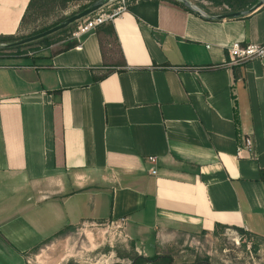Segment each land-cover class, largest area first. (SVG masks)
<instances>
[{
  "label": "crops",
  "instance_id": "obj_1",
  "mask_svg": "<svg viewBox=\"0 0 264 264\" xmlns=\"http://www.w3.org/2000/svg\"><path fill=\"white\" fill-rule=\"evenodd\" d=\"M200 1L139 0L79 39L0 56L2 264L6 247L23 264L121 218L147 250L223 228L264 237V66H226L232 42H264V6L220 18L233 11ZM29 2L0 0V36Z\"/></svg>",
  "mask_w": 264,
  "mask_h": 264
},
{
  "label": "rangeland",
  "instance_id": "obj_2",
  "mask_svg": "<svg viewBox=\"0 0 264 264\" xmlns=\"http://www.w3.org/2000/svg\"><path fill=\"white\" fill-rule=\"evenodd\" d=\"M189 1L196 6L202 5L200 0ZM86 4L87 0H72L65 8H57L50 13H46V9L37 15L32 11L20 33L14 36L19 40L29 37L35 31L53 27L79 13L81 7ZM83 19L70 24L65 31L60 30L49 35L52 46L59 47L60 42L67 40ZM21 48L23 51L26 49L35 53L45 48V44L33 43ZM64 234L30 251L23 264H133V257L137 255L148 258L155 255L159 258L169 257L171 264H264V237L234 229L223 228L196 238H166L154 244V247L150 244L153 248L150 250L137 245L123 229L116 228L113 223L83 225ZM149 243H153L152 237L149 238ZM3 255V264H13L10 262V256L14 253L7 247ZM157 264L165 262L160 261Z\"/></svg>",
  "mask_w": 264,
  "mask_h": 264
},
{
  "label": "built area",
  "instance_id": "obj_3",
  "mask_svg": "<svg viewBox=\"0 0 264 264\" xmlns=\"http://www.w3.org/2000/svg\"><path fill=\"white\" fill-rule=\"evenodd\" d=\"M131 0H109L106 5L97 10L96 12L85 17L77 28L71 33L74 38H80L82 35L94 30L98 26L111 22L116 17L122 15L128 10V5ZM137 2L139 0H132ZM228 60L226 66L242 65L248 62L257 61L264 66V42L262 43H242L240 41L232 42L227 47ZM244 148L252 153L253 152V139L246 137L244 139ZM152 162L156 161L155 157L151 158ZM155 173L156 171H152ZM115 227L122 229L125 225V218H121Z\"/></svg>",
  "mask_w": 264,
  "mask_h": 264
},
{
  "label": "trees",
  "instance_id": "obj_4",
  "mask_svg": "<svg viewBox=\"0 0 264 264\" xmlns=\"http://www.w3.org/2000/svg\"><path fill=\"white\" fill-rule=\"evenodd\" d=\"M70 1H72V0H30L29 4L27 6V9L25 11V14L23 15L21 23H20V30L22 29L26 20L31 17L32 11H34V13L36 15L40 12H43L44 9H46V11H45L46 13H50V11H53L54 9L65 8L67 6L68 2H70ZM87 1H88V4L83 5L81 7L80 11H82L83 9H85L86 7H88L89 5L93 4L94 2H96L98 0H87ZM172 1L191 11V9L189 7H186L184 4L180 3L179 1H177V0H172ZM207 1L211 2L212 4H214L216 6H225L226 5V6H228L229 11L234 12V11H245L247 9H250L259 0H207ZM133 4H134V2H131L128 5V9H130ZM49 28H51V27H46V28H43L41 30L35 31L34 33L30 34V36L44 32V31L48 30ZM66 29L67 28H64L61 31H65ZM48 36L41 38V39H38L35 42L33 41L30 43H26L24 45L12 47V49L11 48H3L2 50H8L9 49L10 51H0V56H2V55H4V56H23V55L28 53V50L25 49L23 51L21 47L31 45L33 43H44L45 48H47L53 44L52 41H49ZM69 37H71V35H69ZM15 40H18V39L14 35L0 36V44L9 43V42H12ZM71 44H74V42L67 44L64 48L71 46ZM14 49H17V50L15 51ZM57 50H61V49H57ZM214 68H217V67H207V69H214ZM235 76L236 75H234V79H236ZM240 231H242V230H240ZM36 248L37 247L32 249V251L35 250ZM157 259L158 260L160 259V260L157 261ZM133 260H134L133 264H157V262H160V261L165 262V264H171V259L169 257H162V258L160 257L159 258L158 255L152 256L150 258L137 255V256L133 257ZM112 264H122V263L115 262Z\"/></svg>",
  "mask_w": 264,
  "mask_h": 264
},
{
  "label": "water",
  "instance_id": "obj_5",
  "mask_svg": "<svg viewBox=\"0 0 264 264\" xmlns=\"http://www.w3.org/2000/svg\"><path fill=\"white\" fill-rule=\"evenodd\" d=\"M108 1L109 0H98V1L94 2L93 4L89 5L88 7H86L85 9H83L82 11H80L79 13L72 15L71 17L65 19L61 23L49 28L48 30L41 32V33H38L36 35H32V36H29L26 38H22V39L10 42V43L0 44V49L12 48V47L24 45L26 43H30V42L36 41L38 39L44 38L48 35H51L57 31H60L64 28H66L70 24L78 22L79 20H81V19L89 16L90 14L96 12L97 10L102 8L104 5H106L108 3ZM177 1L184 4L186 7H189L190 9H192V10H194L200 14H203V12L196 5H193L189 0H177ZM262 6H264V0H259L251 9H249L247 11L232 12V13L224 14V15H221L220 18L240 17V16L245 15L251 11L257 10V9L261 8Z\"/></svg>",
  "mask_w": 264,
  "mask_h": 264
}]
</instances>
